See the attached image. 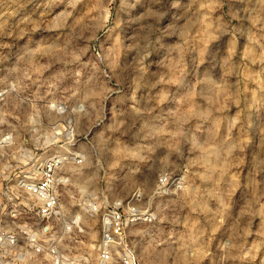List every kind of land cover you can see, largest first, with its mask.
Returning a JSON list of instances; mask_svg holds the SVG:
<instances>
[{
	"label": "clouds",
	"instance_id": "1",
	"mask_svg": "<svg viewBox=\"0 0 264 264\" xmlns=\"http://www.w3.org/2000/svg\"><path fill=\"white\" fill-rule=\"evenodd\" d=\"M0 264H264V0H0Z\"/></svg>",
	"mask_w": 264,
	"mask_h": 264
},
{
	"label": "rangeland",
	"instance_id": "2",
	"mask_svg": "<svg viewBox=\"0 0 264 264\" xmlns=\"http://www.w3.org/2000/svg\"><path fill=\"white\" fill-rule=\"evenodd\" d=\"M58 135L60 134V133H57ZM14 183V182H13Z\"/></svg>",
	"mask_w": 264,
	"mask_h": 264
}]
</instances>
